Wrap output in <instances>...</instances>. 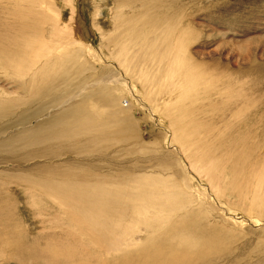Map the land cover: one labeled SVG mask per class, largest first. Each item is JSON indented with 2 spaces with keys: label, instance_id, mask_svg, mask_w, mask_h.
<instances>
[{
  "label": "bare ground",
  "instance_id": "6f19581e",
  "mask_svg": "<svg viewBox=\"0 0 264 264\" xmlns=\"http://www.w3.org/2000/svg\"><path fill=\"white\" fill-rule=\"evenodd\" d=\"M0 1V75L15 77L5 82L8 88L0 86V233L17 232L16 224L4 219L12 220L14 213L21 211V206L14 205V200H21L16 196L20 192L24 199L31 198L28 202L36 217L56 220L62 217L61 211L62 223L70 226L58 231L70 235L74 230L83 247L96 253L90 259L81 254L77 261L80 254L75 259V253H57L66 241L39 249L20 238L8 244L10 253L7 251L1 261L264 264V223L259 218H247L224 207L223 215L213 217L199 202L203 200L201 186L193 187L180 158L187 145L182 138L186 128L173 127L178 117L170 118L172 140L168 147H173L158 160L142 153L145 146L132 144L130 117L134 106L142 111L148 107L162 120L172 103L193 89L184 71L194 67L184 57V42H180L182 32L186 34L180 29L185 19L175 17L179 0L109 3L113 30L108 33L95 27L103 43L100 52L79 37L72 40L73 26L64 34L58 27L60 17L55 18L51 37L67 43L62 47L32 46L31 40L43 42L33 31L46 22L48 10L36 11L46 2ZM23 5L32 9L17 7ZM95 8L98 17L100 4ZM150 11L154 14L144 15ZM103 48L110 54L104 56ZM57 49L61 52L53 54ZM125 92L130 101L123 100ZM187 161L192 170H198L197 159L187 157ZM171 168L183 178L180 187L165 180ZM38 199L48 200V212L43 204L35 203ZM257 210L264 216L263 207ZM227 222L246 232L228 229ZM58 233L54 234L61 237ZM241 236L245 239L235 240Z\"/></svg>",
  "mask_w": 264,
  "mask_h": 264
},
{
  "label": "rangeland",
  "instance_id": "374dc122",
  "mask_svg": "<svg viewBox=\"0 0 264 264\" xmlns=\"http://www.w3.org/2000/svg\"><path fill=\"white\" fill-rule=\"evenodd\" d=\"M44 2L45 6H37L36 11L43 10L46 13L48 10L49 15H45V24H41L40 29L33 31L41 35L43 42L31 40L32 46L36 44L61 46L62 43H67L64 39L55 40L51 37L55 18L60 17L58 27L64 34L69 30L68 26H73L76 30L72 40L80 38L81 42L89 43L92 49L100 52V45L103 43L96 28L101 27L108 33L113 30L110 10L112 6L109 3L114 0H101V3L100 0H44ZM98 3L101 11L98 13L99 16L95 17L97 14L95 7ZM0 4L3 2L0 1ZM179 6L180 10L176 11L175 17L185 19L180 24V29L185 30L186 34L182 32L184 39L178 40L184 42L181 50H184V57L189 65L194 67V71H184L189 83L193 84V89L185 98L176 100L172 106H168L170 113L162 120L161 116L154 113L155 111L150 113L152 109L145 107L144 112L134 106L130 117L133 124L130 136L132 144L145 146L142 153L147 157L157 160L161 158L162 153H167L173 147L168 146L172 140L170 118L171 115H175V118H178L173 124L174 129L186 128V131L182 132V138L187 147L185 154H181L180 158L184 165L186 164L184 168L186 170L188 168L186 174L189 173V181L193 187L198 189L200 186L201 189L204 187L200 189L203 200L199 202H203L204 206L210 209L207 212L213 217L223 215L224 210L221 207H224L247 218L257 217L264 223V216L257 210L260 207L264 208V0H179ZM17 7L32 9L28 5ZM149 14L153 15L154 12L144 13L148 16ZM135 24L136 20L132 25L135 27ZM56 52H61V49L53 51V54ZM101 52L104 56L110 54L107 48H103ZM43 60H46V57ZM13 77L0 75V86L3 88L7 82L15 78ZM149 89L147 86L146 90ZM123 96V100L130 101L126 92ZM176 146L179 147L178 144ZM172 157H175V154H172ZM187 157L197 159L198 170L194 171L189 167ZM165 174L168 183L180 187L183 178L176 170L168 169ZM211 194L216 195V198ZM16 196L21 200H14V205L21 206V213L16 209L14 219L4 220L8 224L15 223L17 232L15 235L6 231L0 233L2 238L0 259L6 253H10L8 244L20 238L26 244L35 245L39 249L52 246L54 242L59 241L63 244L66 241L63 248H57L59 249L57 253L60 255L75 253V259L80 254L77 261L82 258L81 254L89 259L95 256L96 253L91 249L86 250L83 247L80 242L81 236L74 230L70 229L72 236L67 231H58L60 227L70 226L62 223L64 215L61 211L59 214L63 218L56 220L36 217L38 214H35L31 203L28 202L31 198L24 199L20 192H16ZM17 201L19 204L16 206ZM34 201L36 204L37 202L43 204V208L47 209L48 200ZM224 225L238 233L246 232L235 230L228 222ZM57 232L64 237L62 239L60 236L57 237ZM74 238L78 239L74 241ZM244 239L241 236L235 240L241 242ZM229 240L233 238L229 237ZM77 243L82 246H78ZM101 256L103 259L107 258L104 253H101ZM0 264L16 262L6 263L0 260Z\"/></svg>",
  "mask_w": 264,
  "mask_h": 264
}]
</instances>
